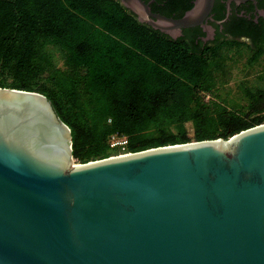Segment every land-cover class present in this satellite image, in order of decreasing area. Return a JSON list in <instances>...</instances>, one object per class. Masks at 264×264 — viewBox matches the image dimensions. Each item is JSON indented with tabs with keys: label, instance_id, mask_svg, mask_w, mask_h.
Masks as SVG:
<instances>
[{
	"label": "water",
	"instance_id": "95a60500",
	"mask_svg": "<svg viewBox=\"0 0 264 264\" xmlns=\"http://www.w3.org/2000/svg\"><path fill=\"white\" fill-rule=\"evenodd\" d=\"M119 1L176 38L215 0ZM0 264H264V123L77 163L51 100L0 86Z\"/></svg>",
	"mask_w": 264,
	"mask_h": 264
},
{
	"label": "trees",
	"instance_id": "16d2710c",
	"mask_svg": "<svg viewBox=\"0 0 264 264\" xmlns=\"http://www.w3.org/2000/svg\"><path fill=\"white\" fill-rule=\"evenodd\" d=\"M261 42L202 50L140 22L119 0H0V86L47 96L71 128L75 161L87 163L113 154V133L138 152L264 123V82L245 89L243 109L205 100L227 55L249 47L254 62Z\"/></svg>",
	"mask_w": 264,
	"mask_h": 264
},
{
	"label": "flooded vegetation",
	"instance_id": "af4514ba",
	"mask_svg": "<svg viewBox=\"0 0 264 264\" xmlns=\"http://www.w3.org/2000/svg\"><path fill=\"white\" fill-rule=\"evenodd\" d=\"M143 1L152 12L173 18L182 17L195 4V0ZM180 37L202 50L230 40L254 47L264 40V0H215L204 25L183 28L174 39Z\"/></svg>",
	"mask_w": 264,
	"mask_h": 264
},
{
	"label": "rangeland",
	"instance_id": "374dc122",
	"mask_svg": "<svg viewBox=\"0 0 264 264\" xmlns=\"http://www.w3.org/2000/svg\"><path fill=\"white\" fill-rule=\"evenodd\" d=\"M259 45L260 55L254 62H251L253 52L249 47H242L240 54L232 51L227 55V67L224 72L217 74L215 91L205 97L206 101L211 99V102L229 108H245L248 104L245 89L264 82V40ZM58 63L60 67H65L60 58ZM188 129L192 132L190 124Z\"/></svg>",
	"mask_w": 264,
	"mask_h": 264
},
{
	"label": "built area",
	"instance_id": "2783aa9c",
	"mask_svg": "<svg viewBox=\"0 0 264 264\" xmlns=\"http://www.w3.org/2000/svg\"><path fill=\"white\" fill-rule=\"evenodd\" d=\"M107 143L109 145V148L113 151V154L111 156H121L132 153L128 147L129 138L127 135L113 133L108 136Z\"/></svg>",
	"mask_w": 264,
	"mask_h": 264
}]
</instances>
